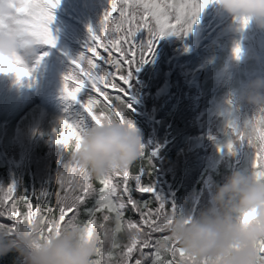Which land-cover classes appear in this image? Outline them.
Returning a JSON list of instances; mask_svg holds the SVG:
<instances>
[{"label":"trees","instance_id":"obj_1","mask_svg":"<svg viewBox=\"0 0 264 264\" xmlns=\"http://www.w3.org/2000/svg\"><path fill=\"white\" fill-rule=\"evenodd\" d=\"M89 3L92 15H102L97 0H89ZM54 16L53 23L62 25L64 22L70 27L68 32L91 46L92 36L80 25L55 12ZM149 20L154 23L153 18L149 17ZM235 20L233 30L223 36L213 51L207 50V44L176 62H169V58L192 43L194 25L190 33L165 35L163 40L155 42L148 62L140 66L132 80L128 101L132 108L128 115L141 134L144 156L130 168L129 184H133L131 176L143 168L145 183L154 184L170 205L174 203L175 207L180 206L192 214H198L208 206L215 183H223L232 170H250L253 163V146L247 140L237 139L233 129L242 128L259 113L257 106L239 102L236 98L248 82L264 77V30L252 23L244 27L242 21ZM216 22L213 20L212 25ZM52 24L50 29L56 43L63 46L70 57L78 60L82 53H87L68 37H62ZM98 33L102 34V31ZM148 39V32L138 33L136 42L146 43ZM237 47L241 49L239 58L235 54ZM48 51V45H37L35 55L24 61L31 75L19 81L14 72H0V188L15 184L17 189L11 199L23 195L24 191L55 193L59 187V174L72 162V152L56 144L51 133L59 119L83 109L64 93V78L73 65L58 55L63 66L55 79L42 70V60L37 63ZM197 66L203 67L199 76L193 74ZM168 70L169 75L166 74ZM119 74H126L123 68ZM165 81L169 83V90L157 94ZM116 82L128 87L119 78ZM198 89L200 98L197 97ZM107 91L114 96L122 95L118 89ZM149 117L153 119L149 120ZM36 126L38 131L33 134ZM64 131L63 128L59 130L60 138ZM22 132L24 136L19 137ZM200 133L210 136L208 147L191 140ZM69 143H72L71 137ZM229 143L233 144L234 152H229ZM152 195L133 192L138 200H151ZM32 202L35 205L36 201ZM92 204L89 200L81 206L80 221L87 219L84 208ZM126 216L138 218L131 208L126 210ZM0 222L10 223L3 218ZM0 264H21L19 252L13 250L0 255Z\"/></svg>","mask_w":264,"mask_h":264},{"label":"snow or ice","instance_id":"obj_2","mask_svg":"<svg viewBox=\"0 0 264 264\" xmlns=\"http://www.w3.org/2000/svg\"><path fill=\"white\" fill-rule=\"evenodd\" d=\"M60 2L61 0H0V34L11 35L24 44L55 47L56 39L50 25L55 19L54 9ZM211 2L212 0H111V8L104 15L102 34H93V42L87 53H82L78 60L72 61L73 67L64 78L65 95L71 101L81 104L83 110L59 119L51 133L55 143L72 152L74 143L78 144L80 139L81 128L89 123L100 125L102 118L106 116L123 120L121 105L132 108L128 101L134 73L148 62L155 42L170 33L192 32L200 13ZM149 17L153 18L154 23ZM242 24L247 27V18L242 20ZM126 25H142L149 34L147 42H136L141 27H125ZM240 52L241 49L237 47V58ZM47 55L48 53H43L37 63ZM121 68L126 74H119V79L127 88L116 82ZM0 72H14L18 79L31 75L20 58L15 62L0 58ZM109 88L118 89L122 95H111L107 91ZM255 119L264 121V110ZM61 128L65 129L63 138L59 137ZM233 131L237 139L245 140L238 128ZM69 137L72 138L71 144ZM248 142L252 144L251 141ZM255 144L251 169L259 177L264 176V130L257 135ZM227 148L229 152H234L232 143ZM130 175L129 169L108 177L95 178L72 159L59 174V187L53 194L47 191L39 194L24 191L23 195L11 199L17 189L16 185L0 188V218L10 221L7 224L0 222V255L16 250L20 246L21 235L26 236L37 228L42 238L54 232L58 234L61 225L68 219H79L81 206L92 200V206L84 208L87 219L79 220L89 234L109 223L114 234L121 230L133 233L123 243L113 242L110 246H106L105 241L100 239L94 264H146L149 261L150 264H195L191 257L185 255L183 248L170 241L169 234L160 227L162 217L176 210L174 203L170 205L150 181L144 182L143 168L138 174L131 176V185ZM133 192L152 193V199L138 200ZM10 199L11 203L8 202ZM33 200L36 201L35 205ZM129 208L137 219L126 216ZM98 213L101 214L99 217ZM164 243H168L167 248L161 247ZM260 252L264 258V242L261 243Z\"/></svg>","mask_w":264,"mask_h":264},{"label":"clouds","instance_id":"obj_3","mask_svg":"<svg viewBox=\"0 0 264 264\" xmlns=\"http://www.w3.org/2000/svg\"><path fill=\"white\" fill-rule=\"evenodd\" d=\"M215 3L221 12L240 21L247 18L248 25L252 23L264 30V0H215ZM36 51L35 44H24L11 35L0 34L3 60L25 61ZM236 99L257 106L260 115L264 110V77L248 82ZM121 112L123 120L106 116L100 125L81 128L78 144L74 143L72 159L95 178L129 170L144 156L141 134L128 115L129 109L121 105ZM252 121L239 131L255 147L264 121ZM160 227L195 264H264L260 252L264 242V176L258 177L253 169L232 170L223 183H215L207 207L192 214L177 206L174 212L162 217ZM132 234L127 230L114 234L111 223L89 234L78 218H71L61 225L58 234L42 238L37 228L21 235L16 251L21 264H94L100 239L110 246L113 242L123 243ZM161 247L167 248L168 243Z\"/></svg>","mask_w":264,"mask_h":264},{"label":"rangeland","instance_id":"obj_4","mask_svg":"<svg viewBox=\"0 0 264 264\" xmlns=\"http://www.w3.org/2000/svg\"><path fill=\"white\" fill-rule=\"evenodd\" d=\"M87 3H88V5H90L89 0H87ZM215 4H216L215 3V0H212V2L209 3V5H208V15L204 19V28H203V32H202V40H201V42L207 40L208 37H209V35H210V33H211L208 19L211 16V10L214 9V5ZM79 5H81V4H79ZM97 6L101 10L105 11V10L109 9V7H110L109 0H97ZM81 7H82V5H81ZM59 8H55V10H57ZM77 11H78V9H77ZM87 11H88V14H90V16H91V18L89 19V21H90V24H91L92 29L94 30L93 33L91 32L92 33V36H93L94 33L96 35H100L98 33V31H102L103 30V19H104V15H92V12H91V10L89 8H87ZM74 12L75 11L73 10L72 11V14H73V16L76 17V14ZM229 17H230V15H228L226 13H223V12H220V14L217 16V18L218 19H221V20L228 19ZM224 22L225 21L222 22V25L226 23V22L225 23ZM236 22H237V20H235V18H232L221 30L219 29L220 32L217 34V36H215L213 38V40L208 43L209 46H208L207 50L208 51H213V49H215L216 46L221 42V39H222L223 35L225 33L231 32L233 30L234 25H235ZM52 26L55 27V29L57 30V32L60 33V35L62 37L65 36V33L67 32V30L70 31V27L68 25H66L65 27H63L59 23H57V24L56 23H53ZM52 34H53V32H52ZM47 57H48V59L45 60L46 61V65H45V61L42 63V65H45V68H46L45 70L46 71H49L50 76H52V77H54L56 79L59 76V74L62 72V66L63 65L61 64V60H60L59 57L58 58L57 57L55 58L54 57V54L52 52L50 54H48ZM27 60H29V59H27ZM51 67H52V69L50 71V68ZM13 77H15V76L13 75ZM16 80L19 81L18 78H16ZM18 87H19V85L17 83L16 84V90H18ZM21 135L24 136L23 132L19 135V137H21ZM201 140H202V138H200V141Z\"/></svg>","mask_w":264,"mask_h":264}]
</instances>
